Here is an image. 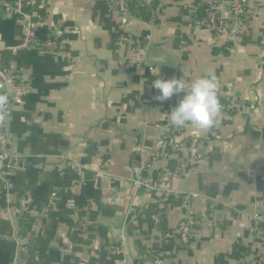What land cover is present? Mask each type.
<instances>
[{
  "label": "crops",
  "instance_id": "1",
  "mask_svg": "<svg viewBox=\"0 0 264 264\" xmlns=\"http://www.w3.org/2000/svg\"><path fill=\"white\" fill-rule=\"evenodd\" d=\"M2 1L17 0H0V63L19 76L8 131L25 166L0 183V264H239L264 247L251 231L264 214V0L223 45L198 25L205 0H156L148 21L110 0H27L36 40L58 39L57 54L20 49L23 19ZM207 75L240 112L206 131L172 126L183 94L160 102L153 80L187 89ZM179 166L155 218L158 172ZM187 212L199 227L180 246Z\"/></svg>",
  "mask_w": 264,
  "mask_h": 264
},
{
  "label": "built area",
  "instance_id": "2",
  "mask_svg": "<svg viewBox=\"0 0 264 264\" xmlns=\"http://www.w3.org/2000/svg\"><path fill=\"white\" fill-rule=\"evenodd\" d=\"M128 0H110L111 9L118 17L125 19L130 17V12L127 7ZM137 2L149 6L156 0H136ZM250 0H205L203 3V12L198 25L201 29L210 34L216 45L235 43L238 39V34L243 25L252 15L253 8L249 4ZM27 0H17V4L13 7L9 2L2 1V7L6 13L12 15H20L25 25L23 34V42L20 49H35L44 53H60L63 52V45L58 39L51 37L46 41L39 43L35 38L36 25L23 12V5H28ZM19 76L16 71L6 69L0 63V84L3 86V91L0 96H7L8 103L0 105V183L6 184V176L11 173L20 172L24 169V157L18 154L12 147L11 135L8 131L9 112L13 107V99L9 92ZM218 99L220 97L217 93ZM221 112L227 115H234L241 110V105L238 99L230 97L221 104ZM188 168L179 166L175 169H162L158 172L157 182L160 190L165 193L156 207L155 218H160L166 208V202L170 192L167 190V185L172 179L181 178L186 175ZM136 186L140 183L136 182ZM48 210L41 213V218L48 216ZM251 231L255 234L264 236V214L255 213L251 217ZM199 227L197 222L190 212H187L183 220L173 229V236L177 239L180 246L188 243L191 232ZM24 241L21 245H26ZM239 264H264V247L253 257L245 258Z\"/></svg>",
  "mask_w": 264,
  "mask_h": 264
},
{
  "label": "clouds",
  "instance_id": "3",
  "mask_svg": "<svg viewBox=\"0 0 264 264\" xmlns=\"http://www.w3.org/2000/svg\"><path fill=\"white\" fill-rule=\"evenodd\" d=\"M152 87L158 90L156 100L163 102L183 94L178 103L165 117L174 127L192 125L206 131L216 122L222 105L217 96L218 81L214 75L201 76L190 82L187 89L182 79H155ZM8 103L7 96H0V105Z\"/></svg>",
  "mask_w": 264,
  "mask_h": 264
},
{
  "label": "trees",
  "instance_id": "4",
  "mask_svg": "<svg viewBox=\"0 0 264 264\" xmlns=\"http://www.w3.org/2000/svg\"><path fill=\"white\" fill-rule=\"evenodd\" d=\"M155 6H156V1H153L151 5L149 6L143 5L137 2L136 0L127 1V7H128L129 12L134 17L139 18L142 21H148L152 17ZM202 12H203V8H202ZM219 102L220 104L223 103L221 101Z\"/></svg>",
  "mask_w": 264,
  "mask_h": 264
}]
</instances>
